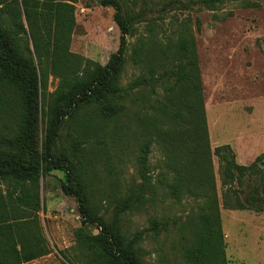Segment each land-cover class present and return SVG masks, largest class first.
<instances>
[{"label": "trees", "instance_id": "trees-1", "mask_svg": "<svg viewBox=\"0 0 264 264\" xmlns=\"http://www.w3.org/2000/svg\"><path fill=\"white\" fill-rule=\"evenodd\" d=\"M225 1L201 0L210 9ZM76 2L0 0V264H26L50 253L38 218L40 179L50 170L64 172L60 188L74 197L81 218L73 232L81 256L76 264H147L141 231L128 234L124 216L152 201L158 187L165 199L200 202L182 223L174 222V231L154 221L153 234H173L171 245L184 264H228L212 158L221 164L222 188L246 181L251 188L243 202L229 200L226 188L222 207L250 210L248 201L264 204V153L241 165L230 145L211 149L195 38L184 22L163 46H149L154 28L147 25L148 37L136 39L129 58L142 70L123 87L132 19L119 0H99L114 9L120 33L116 52L101 65L70 51ZM49 77L57 80L51 92ZM64 124L73 142L68 153H58ZM152 145L162 154L154 181L148 175ZM128 164L138 182L126 178ZM106 207L112 216L104 220Z\"/></svg>", "mask_w": 264, "mask_h": 264}, {"label": "rangeland", "instance_id": "rangeland-1", "mask_svg": "<svg viewBox=\"0 0 264 264\" xmlns=\"http://www.w3.org/2000/svg\"><path fill=\"white\" fill-rule=\"evenodd\" d=\"M119 4L121 11L132 19L133 30V35L127 37L126 63L120 84L126 87L142 70L129 58L136 39L148 37V24L154 28L149 46H163L168 39H176L177 27L184 22L195 38L211 149L228 144L236 162L247 165L264 153V0H226L213 9L201 0H119ZM113 14L114 9L101 6L99 0H77L70 51L104 65L119 44L120 33ZM56 85L57 80L49 77L48 91H53ZM43 137L40 130L36 139L42 142ZM72 139L64 124L55 150L68 153ZM150 151L148 175L154 181L162 171V154L157 145H152ZM111 157V162H115ZM212 161L228 264H264V204L252 200L247 203L250 210L223 208V190L229 187V200L234 202L236 196L243 202L246 197L250 198L251 188L246 187L247 181L242 186L233 184L222 188L221 164L216 157ZM99 170L98 179L103 187L107 181L102 169ZM125 176L130 182L139 181L131 164L126 166ZM64 180L65 174L60 170H50L40 179L43 209L38 212V218L50 253L26 264H76L81 259L73 239L81 218L74 197L64 194L60 188ZM163 192L158 187L152 201L137 212L125 214V231L128 234L141 231L140 246L147 264H184L171 245L173 234L154 235L151 226L154 221H166L174 231V222L182 223L197 210L200 201L192 198L177 202L163 198ZM101 214L104 220L112 216L108 207ZM88 230L93 234L98 232L96 225H89Z\"/></svg>", "mask_w": 264, "mask_h": 264}, {"label": "crops", "instance_id": "crops-1", "mask_svg": "<svg viewBox=\"0 0 264 264\" xmlns=\"http://www.w3.org/2000/svg\"><path fill=\"white\" fill-rule=\"evenodd\" d=\"M253 158V157H252ZM251 160V159H250ZM241 165H247V163L245 164V163H240Z\"/></svg>", "mask_w": 264, "mask_h": 264}]
</instances>
